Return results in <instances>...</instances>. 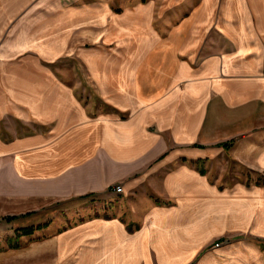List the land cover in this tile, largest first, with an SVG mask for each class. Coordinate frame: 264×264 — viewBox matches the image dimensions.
Returning <instances> with one entry per match:
<instances>
[{"label": "crops", "instance_id": "0c3cea01", "mask_svg": "<svg viewBox=\"0 0 264 264\" xmlns=\"http://www.w3.org/2000/svg\"><path fill=\"white\" fill-rule=\"evenodd\" d=\"M68 50L109 109L52 69ZM263 111L264 0H0V121L26 127L0 137V216L138 201L134 228L119 215L54 233L51 264H264V143L238 137ZM231 139L263 176L222 177Z\"/></svg>", "mask_w": 264, "mask_h": 264}, {"label": "rangeland", "instance_id": "374dc122", "mask_svg": "<svg viewBox=\"0 0 264 264\" xmlns=\"http://www.w3.org/2000/svg\"><path fill=\"white\" fill-rule=\"evenodd\" d=\"M116 6L121 5L116 3ZM81 36V34H78L76 42H72L71 46L76 44L77 47H80L90 44L88 40L86 42L84 37ZM52 69L70 82L69 85L77 92L81 99L80 101L88 107L91 105L93 111L96 109H109L102 107L99 100L94 97L96 87L91 82L89 73L79 55L74 56L73 52L68 50L61 56L60 61L54 64ZM89 86L92 88V92L89 91ZM254 117L251 126L252 130L240 134L238 137L240 139L252 137L258 143L263 139L261 143H264V111ZM22 125V122L18 119L11 121L3 119L0 121V137L8 139L20 136L26 131V127L24 128ZM232 141L234 142L232 139L228 140V143H231L228 144L226 152L222 155V177H228V179L238 177L245 178L247 181H255L258 176H263L261 171L250 169L245 163L247 157L244 159L238 156L237 153L234 154V143ZM249 161L251 162V160ZM47 202L39 210L32 211L31 215L23 218L7 219L10 217L9 214L20 211L15 209L9 210L7 212L8 216H0V252H7L13 264L25 263L24 254H27L26 264H51L54 259L52 254L56 250V246L49 242L52 239V235L74 227L86 219L94 217L108 219L121 215L130 220V227L132 228L140 223V213H138L136 208L138 201L134 200V196L128 195V193H102L87 198L76 197L68 200L55 202L50 200ZM12 205L14 206L15 203L12 202ZM103 205L106 206L105 209L102 207ZM31 221L30 227L34 228L42 224L51 225L38 231L34 230L29 235L22 234L19 225ZM54 223L56 226L53 225ZM130 227L127 226V229L131 230L132 228L130 229Z\"/></svg>", "mask_w": 264, "mask_h": 264}, {"label": "trees", "instance_id": "16d2710c", "mask_svg": "<svg viewBox=\"0 0 264 264\" xmlns=\"http://www.w3.org/2000/svg\"><path fill=\"white\" fill-rule=\"evenodd\" d=\"M38 228L39 227H37V228L25 227V228L22 229V233L28 235V234H31L34 231V229H38Z\"/></svg>", "mask_w": 264, "mask_h": 264}, {"label": "built area", "instance_id": "2783aa9c", "mask_svg": "<svg viewBox=\"0 0 264 264\" xmlns=\"http://www.w3.org/2000/svg\"><path fill=\"white\" fill-rule=\"evenodd\" d=\"M113 189H114L116 192H121V191L123 190V187H122L120 184H118V185L114 186Z\"/></svg>", "mask_w": 264, "mask_h": 264}, {"label": "bare ground", "instance_id": "6f19581e", "mask_svg": "<svg viewBox=\"0 0 264 264\" xmlns=\"http://www.w3.org/2000/svg\"><path fill=\"white\" fill-rule=\"evenodd\" d=\"M143 238V237H142Z\"/></svg>", "mask_w": 264, "mask_h": 264}]
</instances>
